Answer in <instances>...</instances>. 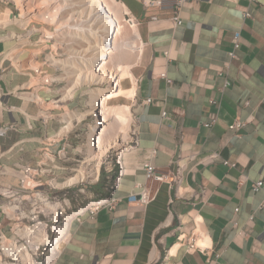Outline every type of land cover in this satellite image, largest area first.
Segmentation results:
<instances>
[{"label": "crops", "instance_id": "crops-1", "mask_svg": "<svg viewBox=\"0 0 264 264\" xmlns=\"http://www.w3.org/2000/svg\"><path fill=\"white\" fill-rule=\"evenodd\" d=\"M118 1L142 43L123 95L139 143L124 153L117 205L73 220L54 264H264V184L253 189L264 181V0ZM8 30L0 28V126H10L0 136V205L4 189L27 191L28 176L33 190L53 193L50 177L73 169L60 117L83 104L78 91L60 96L58 81L31 84L39 72L32 58L46 75L56 73L41 55L31 58L34 39H6ZM237 121L243 125L232 129ZM148 162L162 173L183 167L185 182L203 197L171 202L174 186L155 180L154 199L142 203ZM40 167L47 173L28 175ZM104 184V177L86 183V201L106 196ZM0 221L15 237L1 212ZM193 239L206 250H190Z\"/></svg>", "mask_w": 264, "mask_h": 264}, {"label": "bare ground", "instance_id": "bare-ground-1", "mask_svg": "<svg viewBox=\"0 0 264 264\" xmlns=\"http://www.w3.org/2000/svg\"><path fill=\"white\" fill-rule=\"evenodd\" d=\"M17 1L19 6L23 7L22 10L24 9V12L19 16H12V12L8 7L0 6V25L16 22L25 27L29 24L30 16H36L44 19L45 21L55 23L57 32L55 33L47 30V36L50 37L54 35L58 37L62 43L69 42V45H77L83 48L79 49L77 46L76 48H73L74 52L70 55L72 64L74 63L71 66L73 69L71 68L70 70H66V75H76V86H81L83 83H99V85L107 83L106 87L98 86L91 89V110L97 118L95 124L91 126L88 139L91 153L93 156L95 155L93 160H96V166L98 168L100 161L99 155L96 154V150H94V146L96 147V142H94L95 138L99 139V149H101V153H105L114 143H116L117 146V142H127V139L130 137L129 131L132 130V120L130 119L131 107L128 104L118 103L109 105L107 103L112 96L119 98L122 94L124 88L122 84L123 81L121 72H123L125 67L131 69L133 64L132 58H130L129 61L124 60V50L131 46L133 51L137 53L136 56H138L142 50L141 42H133V44H131L127 39H125V31H123L124 25L122 24V20L125 19V17L122 15V11L127 8L123 5L122 7L125 9L122 10V8L117 5L120 3L118 0H87L88 3L86 5L91 8L89 10V15L94 16L95 20L91 22L88 27H80L69 23V20L63 18L61 15L62 9L67 7L66 3H68V0ZM126 14H128V10H126ZM128 22L133 29V33L136 37L135 39L140 40V36L136 30V24H133L130 20H128ZM12 34L16 35L15 32H12ZM71 34H75L74 38L67 37ZM118 35L122 36L120 38L121 41L116 39ZM30 62L32 63V66L35 63H38L36 58H32ZM33 67L38 69V66L36 65ZM129 75L132 77L133 74L130 73ZM43 76L40 78L38 76L37 77L38 79H44ZM50 78L51 77L45 79L48 81ZM38 87H43V85L39 84ZM34 96L39 97L38 94H34ZM40 103H44V100L41 97ZM125 147L126 146H117L119 149H124ZM29 177L30 176H28V178ZM74 179L75 177L69 178L65 182V185L72 184ZM54 183L55 185L60 186L57 179ZM65 185L63 184L62 186ZM62 205L63 204L61 202H58L48 206H50L54 212H58V210L63 207ZM6 209L12 211L11 206H6ZM37 228H39L40 233L37 238L38 240H36V246L41 242L46 243L48 241V232L45 225L41 228ZM59 232L62 233L63 229L60 228ZM10 240L7 237L3 238V240L0 241V249L2 248V251L17 262L12 263L4 261L3 257L0 255V264H39L35 261L30 249L22 244H18L15 241Z\"/></svg>", "mask_w": 264, "mask_h": 264}, {"label": "built area", "instance_id": "built-area-1", "mask_svg": "<svg viewBox=\"0 0 264 264\" xmlns=\"http://www.w3.org/2000/svg\"><path fill=\"white\" fill-rule=\"evenodd\" d=\"M186 1L187 0H178L177 6L180 7ZM247 15H249V13ZM128 18L134 23L131 17L128 16ZM175 21L178 25L182 24L179 14L176 15ZM240 37L241 33L237 32L235 34V48L240 46ZM232 55H234V52ZM149 101L150 99H148V102ZM242 125V122L237 121L231 125V128L238 129ZM9 129V125L0 126V136H5ZM131 131L132 133L130 134L128 142L124 145L126 146L124 149L113 146L108 149L107 152L101 153V149H99V139L95 138L94 140V142H96L94 150H96V154L99 155L100 161L98 168L96 167L94 176L98 182L101 176L105 178L104 185L107 193L106 196L91 198L86 201L88 193L85 184L89 182L90 177H83L72 184L61 187L55 185L54 181L57 178L51 176L48 187L53 193L33 190L37 184L26 185L25 182L27 191L24 192L23 195H20V192L13 188L4 189L2 195L6 198V201L0 205V212L9 219L11 231L14 233L15 237L9 238L7 234L3 232L1 228L2 223L0 221V241L5 237L12 239L16 243L22 244L30 249L37 263L54 264L61 253L62 245L69 239L70 224L73 220H81L82 216L86 213L94 217L102 209L106 207L114 208L119 202L120 199L116 193L125 175L124 173H126V165L123 158L124 153L130 151L139 143V137L135 128ZM225 163L235 166L234 163H229V161H225ZM41 167H46V164H41ZM41 167L35 170V173H28V175L32 176L33 174L47 173L48 170ZM144 168L146 170L145 175L147 180L138 193L140 201L144 204L150 202L156 195V192L149 184L155 180L168 181L171 186H174L175 193L171 202L175 200L189 201L191 199H200L203 197L204 191L199 192L185 182L183 167H179V169L171 174L160 172L158 168L150 162L145 163ZM25 178L26 175L24 176V180ZM263 184V180L257 181L253 187L254 191H259L263 187ZM58 202H61L63 207H61L58 212H54L48 205ZM6 206H11L12 211L7 210ZM44 225L48 232V241L46 243L41 242L36 246V240H38L37 238L40 233L37 227L41 228ZM60 228L63 229L62 233L59 232ZM196 242L195 239L190 242V250H206L207 247L204 243L199 244Z\"/></svg>", "mask_w": 264, "mask_h": 264}, {"label": "rangeland", "instance_id": "rangeland-1", "mask_svg": "<svg viewBox=\"0 0 264 264\" xmlns=\"http://www.w3.org/2000/svg\"><path fill=\"white\" fill-rule=\"evenodd\" d=\"M17 2H18L17 0H0V6L8 7L12 12V16H19L21 13L24 12L23 11L24 9L22 10L23 7L19 6ZM87 3H88L87 0H68V3H66L67 7L63 8L61 11L62 17L65 19H68L69 23L71 24H75L80 27L82 26L88 27L89 24H91V22L95 20V17L89 15V10L91 8L88 5H86ZM117 5L120 8H122V10L125 9L124 7H122L123 5H121V3ZM126 10H124L125 12L122 11V15L125 17V19L129 20L128 14H126ZM125 19L122 20V24L124 25L123 31H125L124 36H126L125 39H127L131 44H133V42L139 43V41L135 39L136 37L133 33V29L131 28V25L129 24L128 20H125ZM4 27H7V29H9L8 30L9 32L7 33L9 35L7 36L6 39L13 38L19 41L20 40L27 41L29 39H32V40L34 39L33 41L37 42V44H36V47L31 50V58L41 55L44 58V60L54 69L53 71H55L56 73L55 78H52L50 75L44 76L43 77L44 79L34 78V81H32L31 84H38V83L41 84L42 83V84L49 85L50 82L54 80V81L59 82L58 88L60 89V96L62 95V97H64L65 99L72 97V95L76 91H78L77 93L82 94L81 96L83 97L82 98L83 104L81 105L82 107L67 108L66 110L63 111V114L60 117V119L64 121L60 136L61 134L69 135V142L73 146V150L75 152V156H74L75 159L69 160V162L66 163V165L71 166V168L73 169L68 170L67 172L69 173L64 175L61 180H58L60 183L59 185L60 186H62L63 184L65 185V182L71 177H75L73 182H76L82 179L84 175H85L84 178L90 177V179L89 178L88 179L91 185H94L95 183H99L98 181H96L95 176H94L95 175L94 173L96 172L97 162L96 160H93L95 155L93 156L91 153V150L89 147V139H88L89 138L88 135L91 131V126L95 124L96 118H97V116L93 114V111L91 110L92 109L91 89H94L98 86L106 87L107 83H102L103 85L102 84L99 85V83H93V84L83 83L81 86H76L75 85L76 75H70V76L66 75L67 74L66 70H70L72 68L71 66L74 64V63L72 64V59H70V55L73 54L74 52L73 48H76L77 45H69V42L62 43L60 39L54 35L50 37L47 36V30L51 32H55V33L57 32V27L55 23L45 21L44 19L38 18L36 16H30L29 24L25 27L16 22H12L6 25H0V28H4ZM13 31L16 32L17 35L9 37L10 35H13L12 34ZM74 36L75 34L73 35L71 34L67 37L74 38ZM121 37H122L121 35L120 36L118 35L116 39L118 41H121L120 39ZM77 48L83 49L79 46H77ZM19 53L20 51L16 53L15 56H17V54ZM136 55L137 53L134 52L133 48L130 46L124 50L123 58L125 61H129L130 58ZM39 62L40 63H37V64L35 63L34 65L39 67L38 69L39 72L35 75H38V76L40 75L39 76L40 78L42 77L41 75H45L48 72L45 69H41L43 65L42 60H39ZM129 72H130V69L128 67H125L123 72H121L122 81H123L122 84H123L124 89L122 91V94L119 96L120 98L116 99V96H112V98L107 101L109 105H114L118 103L119 104H130L125 101V99H128V98L123 97V95L128 91V89H125V88L127 84L126 80L128 79L129 74H130ZM48 76L51 77L50 78L51 80L48 79L47 81L45 78H49ZM50 105L52 106V104ZM74 111L76 112V115ZM130 119L132 120L131 128L134 129L132 126V123L134 124L133 122L134 116L132 115V113L130 115ZM129 132L130 134L132 133V131H129ZM127 142H128V139H127ZM117 144L120 146H124L126 145V142H123V141L117 142ZM113 146H116V143L110 146L109 149L112 148ZM61 157L65 159L64 156L59 155V158ZM32 173H35V171H32ZM101 180H102V176H101L100 181ZM34 184L36 183L32 180V178L26 179V185H34ZM1 249H0V255L3 257L4 261L12 262V263L17 262L13 260L10 256H8L4 251H2L3 249L2 250Z\"/></svg>", "mask_w": 264, "mask_h": 264}]
</instances>
